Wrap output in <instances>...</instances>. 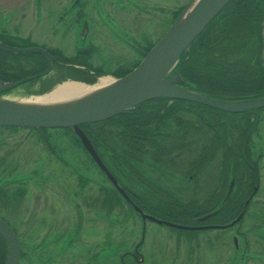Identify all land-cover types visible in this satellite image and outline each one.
<instances>
[{
	"label": "rangeland",
	"instance_id": "obj_1",
	"mask_svg": "<svg viewBox=\"0 0 264 264\" xmlns=\"http://www.w3.org/2000/svg\"><path fill=\"white\" fill-rule=\"evenodd\" d=\"M72 1L73 0H0V32L4 31L15 35L17 43L19 42L20 44H25L26 38L29 39L30 43L34 42L38 45L44 42L49 43V41L51 43H60V37L58 36V38L56 35L52 36L50 33V28L55 24L56 15L54 13L65 9L68 5L67 3L70 4ZM192 1L194 0H155V2L151 3L163 7H186ZM74 3L75 2H73V4ZM116 3L119 5L122 2L116 1ZM128 3L131 6L134 4L138 7L139 9L136 10V13L142 14V17H144L143 21H148L146 25L142 24L143 21H140L141 23L137 22V24L139 23V25H136L138 34L145 33V35H143L146 36L145 39L151 38L155 40L160 34V30H157L159 29L158 23L156 24L154 20L148 17L150 15L148 8H152V6H149L146 0H128ZM124 4L126 5L125 2ZM93 5H96L95 2H93ZM68 15H71V10ZM158 15L162 17L158 22L166 19L160 26L162 27V31H164L167 24L172 20V17L167 15V18L163 17L161 14ZM152 16L157 18L155 14ZM126 17L123 18V21L131 20L130 15L129 18ZM100 18L103 20L105 17L101 16ZM98 19L96 20L95 28H100L102 26V23ZM103 23H105L108 28L105 29L103 27L105 31L102 34L105 35L107 32L109 34L107 35L108 37L115 38L113 39V44L116 43L121 45L120 47L123 52H121V57H118V60L122 61L123 64L131 60L128 62L130 63L128 66H132L137 63V61H141L143 52L140 48H137V52L131 51L132 48H129L130 46L144 42L143 37L136 36L135 32L132 33V29H123L121 26L117 27L109 20H103ZM70 33L71 32H66L64 36L67 37L66 35ZM262 33L264 37V26ZM97 36L99 39V34H97ZM240 42L243 44L241 49L247 52H252L257 45L255 35H249L245 37L243 41L240 40ZM81 44L80 42V45ZM137 46L140 47L139 45ZM34 53L36 52H33V54ZM31 54V52L30 54L23 52L22 56L30 57ZM244 55L249 56V53H245ZM104 59H106V57L102 58L101 61H104ZM110 59L114 58L108 57L106 60ZM44 61L46 64L47 61L45 57ZM109 62H113V60ZM16 68L19 71L20 66ZM111 74L112 73L99 75L94 82L86 84L94 85L95 82H98L103 76H108L112 79L119 77ZM59 75L60 73H58V71L55 72V70L53 71L52 69L48 74L42 75L40 78L22 83L20 86L1 94V97L21 102L30 100L34 96L49 93L63 84V82H80L76 79L72 81L70 78L60 80L58 78L63 75ZM52 76L55 77L50 81ZM80 83L84 82L81 81ZM6 85L9 84L3 86ZM108 127L111 128L112 125H108ZM108 127L103 126V129L108 130ZM262 129L264 130V125ZM233 130L236 131L233 133L234 137L240 134L236 129ZM48 133L53 140H56V144H59L61 147L59 150H57L58 148L56 149L57 153L61 155L60 150L65 153L64 158L69 162L68 166L57 158H54V154L37 139V134L34 131L32 132L26 129L8 131L6 129H0V185L7 184L3 187L6 188L9 186L8 182H13L14 179L24 178V180H29V182H25V185L27 184L26 188H18V186H15L16 184H13L11 189L8 190L7 195L0 196V216L6 217L11 227H15L14 229L18 232L19 238L24 241V248L29 258V260L24 258L19 264H43V257L49 258V260L45 261L46 264H62L64 260L68 261L70 259L69 256L71 255V251L74 252V255H78L74 256L77 264H89L86 261H89V256L91 257V264H94V252L89 254L90 250L87 247L79 249L78 246L75 245L76 247L70 251H65V253L61 255L58 254L59 256L55 255L59 253L60 243H66L63 241L68 240L70 233L74 231V227H77V225H80V230L83 237H85L84 240L86 243L95 240L99 241L103 238V233H105L108 242L110 240L113 244L118 243L122 248H125L124 250H129L130 254L125 256L123 264H140L139 262L141 261L143 264H169L170 259L173 257H176L175 262H178L177 264H264V241L262 242V246L260 244L264 229L261 233V228L259 226L261 221L258 220L259 218H256L255 221L257 224L255 225L253 224L255 223L254 218L251 217V222L249 218L246 220L243 219L244 221L242 220L243 222H241L240 225L235 226V229L248 233L251 239L252 251L244 247V238L240 239L238 249L233 248L231 233H227V230L211 228L199 231H181L178 229L173 230L169 228V226L163 224H155L148 221L146 223L144 244L139 248V253H142V256L139 258V254H136L137 260L134 262L131 253L133 254L134 247L140 240L142 221L136 218L132 224L130 220H128L130 214L126 211L125 203L115 198L103 197V194L98 200H94L90 203L84 202V196L102 193H97L98 185L94 181H89L86 186L82 187L81 192H83L84 196H80L77 202L72 201L70 198L68 200L69 202L64 203L62 196L65 194V189H67V191H72L78 186L75 170H79L88 177L90 176L96 180L98 178L102 179V177L98 172L99 170H97L95 165L93 167L88 156L81 149L80 144L75 142L77 140L71 134H68V132L65 134L58 130H49ZM256 143L259 142L257 141ZM261 162L263 164L261 171V188L257 189L258 195L252 203V211L256 212L264 206V159ZM35 170H38L40 174L32 177L31 175L33 173L31 172ZM214 172L215 168L210 166L207 168L206 172L202 174L203 177L200 184L205 187L203 190H198V192H196L197 195L204 197V195L208 194L211 188L208 189L206 186L207 184L213 183ZM232 177L230 182L233 180L232 191H234L236 181L234 176ZM32 179L35 180L31 181ZM40 180H45L44 185L38 183ZM186 183L187 181L182 180L184 186H186ZM227 185L229 191L230 183ZM18 190L20 191V195L18 194ZM103 193L105 192L103 191ZM188 194L191 195L192 191H189ZM70 197L73 196L70 195ZM105 210L117 216L124 215L123 217L127 220L126 223H122L119 227L114 226L113 223H109L108 218L104 219L101 215L102 211ZM107 216L109 215L107 214ZM169 218L174 219L173 217ZM179 220L188 222V220L184 218ZM249 223L250 226L254 225V227H256L251 234L249 230H246V226H249ZM235 229L233 232L236 231ZM59 233V240L60 238L61 240L59 244H57L56 241L53 242L52 240H54ZM42 236L48 238L44 247L47 245L46 247L49 248L42 250L45 254H42L39 249V246L42 244ZM88 239L92 241L88 242ZM227 240L229 243H227ZM64 246H66V244ZM98 249H100V247ZM103 252L104 250L101 253ZM82 255L86 257H82ZM72 263L75 264L73 260ZM108 264L122 263L116 259L115 261H109Z\"/></svg>",
	"mask_w": 264,
	"mask_h": 264
},
{
	"label": "flooded vegetation",
	"instance_id": "obj_2",
	"mask_svg": "<svg viewBox=\"0 0 264 264\" xmlns=\"http://www.w3.org/2000/svg\"><path fill=\"white\" fill-rule=\"evenodd\" d=\"M116 1H121L122 3L117 5ZM149 4V6H152V8H148L149 11V19H152L155 21V23L158 25L160 30V34L155 40H152L151 38L145 39L146 36L145 33L138 34V28L136 25L137 22L143 21L144 17H142V14L136 13V10L139 9L134 4L131 6L128 3V0H73L72 2L67 3V7L63 10L56 11L54 14L55 16V24L50 28L51 35H56L57 37H60L61 42H44L40 43V45L35 44L34 42H29V39L26 38V43L20 44L16 41V36L12 35L10 33H6L4 31L0 32V38L5 41V45H10L12 47H29V46H37V47H43L47 50V52L52 55L53 57V63H52V69L62 74V67H68L75 72L79 73L80 77L87 75L86 77H94L96 75V78L99 76L98 74H106V73H116V71H120L123 69H127L131 66H128L130 63H128L131 60H128L126 64H123L122 61L118 60V57H121V45L119 44H113L114 37H108L109 35L107 32L105 35V30H103V27L106 29L108 26L103 23V20H109L113 25L115 26H121L123 29L129 28L132 29V33H136V36L143 37V41L141 43H138L134 46H130L129 49L131 51L137 52V48H140V50L144 53L147 52V48L149 44L156 43L159 39V37L168 29V26L171 24V22L177 17L178 13L183 9V6L178 7H163L158 4L154 5L155 0H146ZM73 2H75L73 4ZM93 2H95L96 5H93ZM126 3V5L124 4ZM136 7V8H135ZM135 8V9H134ZM71 10V15L69 14V11ZM159 11V13H158ZM157 12V13H156ZM155 14V17L152 15ZM158 14L163 15V17H167V15L172 17V20L167 24L164 31H162V23L166 20H160V17ZM130 18V21L124 20L123 18ZM105 17L103 20H101L100 17ZM142 18H139V17ZM138 19H137V18ZM170 17V18H171ZM99 18V19H98ZM168 18V17H167ZM100 20L102 23V26L100 28H95L96 20ZM148 21H143L142 24L146 25ZM141 23V22H140ZM91 25V27H90ZM66 32H71L69 35H66ZM98 32V33H97ZM97 34H99V39ZM103 38H101V37ZM107 36V37H106ZM58 37V38H59ZM49 40V39H48ZM80 42L82 43L80 45ZM153 44V45H154ZM139 45L140 47H138ZM152 47V46H151ZM150 47V48H151ZM149 48V50H150ZM114 52H113V51ZM148 50V51H149ZM2 51V50H1ZM5 52V51H3ZM120 52V53H119ZM8 53V52H5ZM11 53V52H10ZM19 61L18 65L20 68L24 70V72L31 73L29 75L23 76L25 77H31V75L41 73L43 70L47 69V63L45 64V68L41 69V71H38V68L35 65V60L38 56L34 55L33 52H31L30 57L22 56L23 52H19ZM148 53V52H147ZM26 54H30L29 52H26ZM41 53H39L40 55ZM43 55V54H42ZM108 59L114 58L110 60L104 59V61H101L102 58ZM113 60V62H109ZM114 63V64H113ZM34 72V73H32ZM59 75V76H60ZM253 111L251 114L247 115V117L243 118V116H240L241 120H243V126L239 129V133H241L243 130L244 133L247 132V118L251 119V123L255 124L256 129L254 133L251 135V152L253 153L252 158L255 162H257V171L255 174V178L251 179L249 181V184H251V187L253 188L250 197L247 198L244 202L245 206V212L242 211L241 214L237 216V218L230 217L229 216H221L217 215L216 212L218 209V204L223 199V195L220 197L217 204H213V192L218 189L220 184L216 182V180L213 177V183L207 184V188H211L207 195L199 196L196 194L198 190H203L205 187L204 185L200 184V181L202 180V177L206 170L203 171L201 174L199 180L196 182H193V179L195 178V172L192 167L193 165V157L190 155L187 150L184 151V153L179 154V151H176L174 153H171V156L164 157L161 162H156L154 160H150L146 156L142 154V157L139 155L136 157H133L131 155L132 145L128 144V141L125 142L124 139H121L120 136L116 135L117 131L115 130V127L112 126L111 128L108 127V125H101L102 122L97 123H87L80 125V128L85 134V137L88 138V141L91 145V148H93L94 153L96 155V158L92 155L91 151L87 149V147L83 143V139L75 133L71 128H29V127H17V126H0V129H6L10 131H18L26 129L28 131H34L37 134V139H39L46 148L49 149L54 155V158L60 160L65 164L66 166L69 165V162L65 160L64 156L65 153L61 151V155H59L56 151L61 149L59 144H56V140H53L52 137H50L48 131L52 130H58L61 132H64L65 134L68 132V134H71L77 141L76 143H79L81 146V149L86 153L88 156L89 161L92 163L93 167L96 166L97 170H99V174L102 177V179H93L90 176L88 177L81 171H76L77 174V181L78 186H76V189H73L72 191L65 189V194L62 196L64 203L69 202L68 200L71 198L72 201L77 202V199L81 196L83 197L84 194L82 191V187L86 186V184L89 181H94L97 185V193L102 192L101 194L91 195L90 196H84L83 201L84 202H93L94 200H98L101 198L102 194L103 197L106 196L108 198H115L116 200L123 201L125 203L126 211L130 214V222L133 224L134 220L136 218H139L140 221H142L141 226V237L140 240L137 242V244L134 247L133 254L131 255L134 258V262H136V254H139L142 256V253H139V248L144 244L143 241L145 239L146 235V223L152 222V223H158L163 224L165 226H169V228L173 230H181L184 229L181 228H175L170 225H166L164 222L169 221L175 224H180L183 226H192V227H207V228H201L199 230H207V229H222L227 230V233H231L232 238V244L233 248L238 249L240 244V239L244 238V247L248 250H253L251 248V239L249 238L248 233L245 231H240L239 229H235V226H238L243 222L244 220L249 218V221L251 222V218H254V221L256 218H259L258 220L261 221L259 223L260 226V232L262 233L264 227V206L258 209V211H252L253 205L252 203L256 199L257 189L261 188V180H262V160L264 159V130L262 129V126L264 125V107L257 108L256 110H250ZM224 112V111H223ZM227 112V111H226ZM237 114H242L246 112H236ZM233 113V114H236ZM247 114V113H246ZM239 122H241L239 120ZM242 123V122H241ZM263 124V125H262ZM103 126H107L109 129L104 130ZM180 125L178 124H172L168 127V132L173 133L176 129H178ZM166 128L165 125H159L154 126L153 129H151L156 137L158 135H162V132ZM167 130V129H166ZM149 131V130H148ZM142 135V141L139 145H135L136 147H139L146 151L148 148H152V145L154 143L147 142L146 135H144V132H141ZM149 138V137H148ZM189 139V138H187ZM259 143H256V142ZM163 142L168 143L167 140H160V144L162 145ZM259 144V145H257ZM59 146V147H58ZM123 150V151H122ZM124 161H123V159ZM83 165V164H82ZM138 165H143V172H139V168H137ZM126 166V167H124ZM133 166L136 168L134 169ZM108 171V173H107ZM38 170H35L31 176L34 177L35 175H38ZM232 172V171H231ZM110 175V176H109ZM214 175V174H213ZM233 176V175H231ZM199 178V177H198ZM233 177H231L232 179ZM230 179V180H231ZM235 181L237 182V178H235ZM35 179H32L31 181H34ZM182 180L187 181L186 186L182 184ZM29 182L28 179L22 178V179H14L13 182H8V185L6 188H3L5 185H0V196L1 195H7L8 190L11 189L13 184H16L15 186H18V188H26L25 182ZM45 180H40L38 183L44 185ZM230 183V181H229ZM2 186V188H1ZM190 188V189H189ZM222 188V185L220 186ZM227 188V186H226ZM207 189V190H208ZM121 190L124 191V193H121ZM103 191L105 193H103ZM189 191H192V194H188ZM228 193V189H226ZM259 191V190H258ZM26 192V189H25ZM225 193V192H224ZM18 194L20 195V191L18 190ZM72 195L73 197H70ZM187 196H198L201 197L202 200H207L208 205H205V209L202 213L197 214H190L188 217L183 215L182 209H179V206H173L171 203H174L173 200H182L185 199ZM86 197V198H85ZM203 200V201H204ZM137 207L140 209V211L137 210ZM252 211V212H251ZM109 211H102V216L105 218H108L109 223H113L114 226H121L122 223H126L127 220H125V217L122 215L117 216L116 214H113ZM257 213V214H256ZM107 214L109 216H107ZM143 215H149L152 216L155 219L162 220L163 222L158 221H152L148 219L147 217L143 219ZM1 217V216H0ZM169 217H173L174 219H170ZM206 217V218H205ZM2 218L6 220V222L10 225V223L7 221L6 217ZM187 219L188 222H185L183 220L179 219ZM244 219V220H243ZM243 220V221H242ZM117 224V225H116ZM253 224H257L256 221ZM246 226V230H249V233L251 234L252 231L256 228L254 225ZM11 227V225H10ZM79 227V228H78ZM13 228V227H12ZM15 228V227H14ZM13 230L16 233V236L19 238L18 232L16 229ZM236 230L233 232V230ZM191 230V229H188ZM184 230V231H188ZM197 230V231H199ZM59 235L60 233L52 240L53 242L56 241L57 244H59ZM70 237L68 240H64L63 242L66 243H60V249L59 253H56V256L64 254L65 251H70L74 247L78 246L79 249L82 247L88 248L90 250L89 254L93 253V257H95L94 264H108L111 260H118L120 263H124V259L126 255L130 254L129 250H124L125 248H122V246L118 243H111L110 240L108 242L107 236L105 233H103V238H101L99 241L95 240L92 241L91 239H88L89 243H86L84 240L85 237H83L82 232L80 230V225H77V227H74V231L70 233ZM41 239L42 244L39 246L40 252L45 254V252H42L44 249H48L49 247H44L45 242H47L48 238L45 236H42ZM262 241H260V244L262 246V242L264 241V232L261 235ZM226 239V238H225ZM20 241V248L21 253L19 257V263L21 260H29L27 257V251L24 248V241L19 238ZM227 243L228 240H227ZM66 244V246H64ZM76 245V246H75ZM123 245V244H122ZM100 247V249H98ZM263 249V248H262ZM104 250L103 253H101ZM59 254V255H58ZM78 255H74V252L71 251V255L69 256V260H64L62 264H71L72 260L76 263L75 257ZM130 256V257H132ZM61 257V256H60ZM82 257H86L82 255ZM49 260L48 257H43V264H46L45 261ZM248 260V259H247ZM87 263L91 264V257L89 256V261L86 260ZM145 261V260H144ZM176 257H173L170 259L169 264H177ZM18 263V264H19ZM140 264H143V262H139ZM73 264V263H72Z\"/></svg>",
	"mask_w": 264,
	"mask_h": 264
},
{
	"label": "trees",
	"instance_id": "obj_3",
	"mask_svg": "<svg viewBox=\"0 0 264 264\" xmlns=\"http://www.w3.org/2000/svg\"><path fill=\"white\" fill-rule=\"evenodd\" d=\"M263 26L264 1L230 0L180 56L174 69L180 74L183 86L222 100L236 101L264 96ZM249 35H255L257 44L252 52L241 49L243 44L240 40L243 41ZM0 41L6 43L1 38ZM153 44H149L147 52ZM245 53H249V56L244 55ZM19 54L21 53H5L0 50V86L31 74L24 72L22 68H19V71L16 68L19 67ZM34 54L38 55L35 65L38 71H41L46 66L44 57L42 54ZM139 62L112 75H127ZM61 72L63 76L58 78L60 80L70 78L92 83L96 79V75L90 78L86 77L87 75L80 77L77 75L79 73L68 67H62ZM54 77L52 76L50 81ZM250 112L253 111L247 110V114H233L194 101L160 98L118 113L117 116L103 121L101 125L114 126L116 135L132 145L133 157H142L143 154L150 160L161 162L164 157L171 156V153L179 151V154H182L187 150L193 157L192 169L196 171L193 182L199 180L208 167L215 168L214 179L222 188L219 186L213 192V200L216 201L211 202L217 204L224 194L216 212L217 215H227L231 219L237 218L242 211L245 212L244 202L250 197L253 189L249 181L255 178L258 169L250 146L251 135L256 129L255 124L247 118V132L241 130L240 134L233 136L236 132L233 129L239 132L243 126L244 122L240 116L245 118ZM173 123L180 126L173 133H169L167 126ZM159 125H165L166 128L162 135L156 137L151 129ZM141 132L146 135L147 142L154 143L152 148L146 151L136 147L142 141ZM162 139L168 143L163 142L161 145L159 142ZM133 168L136 169L134 166ZM137 168L142 174L143 165H138ZM231 175L237 178V182L234 191L227 197L226 186L228 187ZM203 200L198 196H187L182 200H173L174 203L171 204H178L183 215L188 217L192 213L198 215L203 212L209 198ZM7 254L5 240L0 235V264L6 263Z\"/></svg>",
	"mask_w": 264,
	"mask_h": 264
},
{
	"label": "water",
	"instance_id": "obj_4",
	"mask_svg": "<svg viewBox=\"0 0 264 264\" xmlns=\"http://www.w3.org/2000/svg\"><path fill=\"white\" fill-rule=\"evenodd\" d=\"M229 1L194 0L190 2L178 13L177 18L168 26L160 39L127 75L112 79L113 81L106 87L62 103L35 104L27 100L19 102L2 98L1 94L20 86V84L48 74L53 66V57L41 46L17 48L5 45L0 41V50L15 53L30 51L41 53L48 65L47 69L40 74L31 75V77L22 78L19 81L0 87V126H24L38 129L44 127L71 128L83 139L84 145L96 158L94 150L91 148L80 125L107 121L109 118L117 116L118 113L128 111L152 99L166 98L194 101L230 113L247 112V110L264 107V96L232 101L213 98L196 90H190L183 86L180 74L174 69L182 53L189 48L190 44L208 26L210 21L219 15ZM232 184L233 180L230 182L227 197H230L229 195L232 192ZM121 193H124V191L121 190ZM137 210L140 211L138 207ZM146 217L155 222H163L152 216L143 215V219ZM164 223L184 230L207 228L203 226L199 228L187 227L169 221ZM0 235L5 240L8 249L6 264H18L21 253L19 238L13 228L2 217H0Z\"/></svg>",
	"mask_w": 264,
	"mask_h": 264
},
{
	"label": "bare ground",
	"instance_id": "obj_5",
	"mask_svg": "<svg viewBox=\"0 0 264 264\" xmlns=\"http://www.w3.org/2000/svg\"><path fill=\"white\" fill-rule=\"evenodd\" d=\"M112 78L106 76L101 77L95 85L83 84L79 82L66 81L63 84L59 85L53 90V92L48 94H42L40 96H34L32 99L27 100L30 103L35 104H53V103H62L64 101L75 99L76 97H82L86 94L96 91L106 87V85L112 82Z\"/></svg>",
	"mask_w": 264,
	"mask_h": 264
}]
</instances>
